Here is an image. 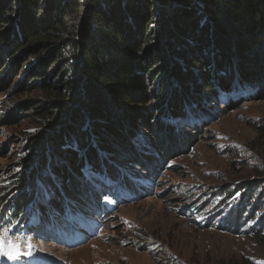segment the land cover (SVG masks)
Returning a JSON list of instances; mask_svg holds the SVG:
<instances>
[{"label": "trees", "instance_id": "trees-1", "mask_svg": "<svg viewBox=\"0 0 264 264\" xmlns=\"http://www.w3.org/2000/svg\"><path fill=\"white\" fill-rule=\"evenodd\" d=\"M82 9L83 25L66 38L67 19ZM34 57L28 78L55 70L63 96L26 105L42 118V130L18 184L40 179L58 185L59 197L67 193L69 203H55L56 216L37 207L40 227L62 229L60 239L72 231L65 221L71 213H105L106 196L119 203L111 192L97 191L89 173L119 177L126 170L148 178L141 173L149 175L162 158L157 140L182 132L174 118L194 119L207 107L204 91L231 90L234 70L244 84L260 82L264 89V0H0V68L10 60L11 74L17 73L22 59ZM70 71L77 74L71 80ZM44 86L54 88L49 80ZM153 99L157 103L147 106ZM134 162H141L140 170ZM226 198L216 201L225 231L264 232V224L250 218L246 194ZM16 215L9 210L6 220ZM35 226L28 229L38 235Z\"/></svg>", "mask_w": 264, "mask_h": 264}, {"label": "rangeland", "instance_id": "rangeland-1", "mask_svg": "<svg viewBox=\"0 0 264 264\" xmlns=\"http://www.w3.org/2000/svg\"><path fill=\"white\" fill-rule=\"evenodd\" d=\"M70 1L80 4L84 0ZM83 15L82 9L67 19L66 38L83 25ZM10 60L0 68V225L13 222V238H31L38 250L32 258L10 261L4 257L0 264H264V232L225 231L222 215H217L222 205L216 203L225 202L234 191L244 193L250 218L264 224L260 220L264 216L262 83L244 84L234 70L231 90H222L216 96L204 91L207 107L199 109L194 119L175 117L181 134L171 138L167 132V137L157 140L158 148L162 143V158L149 175L141 173L148 178L126 170L117 172L119 177L89 173L95 189L111 192L119 203L115 206L114 199L106 196L110 211L90 217L71 213L73 218L65 217V221L75 231L59 239L57 228L40 227L43 222H39L37 207H46L56 216L55 203H69L67 193L60 191V198L58 185L56 190L40 179L24 187L18 181L30 147L35 145L32 142L42 130V118L35 114V108L27 109L26 105L32 100L37 105L44 98L63 96L62 76L49 69L45 75L28 78L26 74L36 57L22 59L17 73L11 74ZM67 76L71 80L77 74L70 71ZM47 80L53 89L44 86ZM156 103L153 99L147 106ZM134 163L138 169L142 166L141 162ZM128 177L131 181H124ZM25 196L28 199L22 209L15 210L18 199ZM9 210L17 215L6 220ZM258 215L261 217L257 221ZM34 226L40 229L38 235L28 229Z\"/></svg>", "mask_w": 264, "mask_h": 264}, {"label": "snow or ice", "instance_id": "snow-or-ice-1", "mask_svg": "<svg viewBox=\"0 0 264 264\" xmlns=\"http://www.w3.org/2000/svg\"><path fill=\"white\" fill-rule=\"evenodd\" d=\"M14 226L13 222L0 225V259L7 257L11 261L22 257L32 258L38 250L37 245L32 243L31 238L24 241H21L18 237L13 238L11 229Z\"/></svg>", "mask_w": 264, "mask_h": 264}]
</instances>
